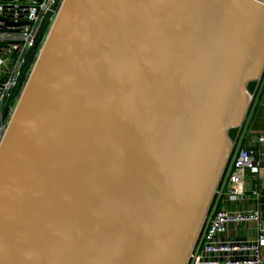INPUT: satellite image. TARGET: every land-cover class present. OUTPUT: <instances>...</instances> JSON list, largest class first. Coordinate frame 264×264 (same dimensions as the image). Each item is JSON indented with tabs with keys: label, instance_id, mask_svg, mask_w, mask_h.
Listing matches in <instances>:
<instances>
[{
	"label": "water",
	"instance_id": "1",
	"mask_svg": "<svg viewBox=\"0 0 264 264\" xmlns=\"http://www.w3.org/2000/svg\"><path fill=\"white\" fill-rule=\"evenodd\" d=\"M263 70L264 0H64L0 142V264H185Z\"/></svg>",
	"mask_w": 264,
	"mask_h": 264
},
{
	"label": "built area",
	"instance_id": "2",
	"mask_svg": "<svg viewBox=\"0 0 264 264\" xmlns=\"http://www.w3.org/2000/svg\"><path fill=\"white\" fill-rule=\"evenodd\" d=\"M54 2L0 0V112L15 86L40 22ZM63 2L57 1L49 18V28ZM47 33L41 37L24 77L30 74ZM252 97V93H248L249 102ZM12 111L13 108L9 116ZM6 121L0 124V142L7 128ZM233 130L236 132L235 140L241 126ZM246 143L248 146L244 145ZM256 147H264V132H249L245 137L227 179L219 208L203 236L202 245L195 252V243L185 264H264V216L255 207L247 206L257 196L255 189L246 190L247 178L256 177L261 169Z\"/></svg>",
	"mask_w": 264,
	"mask_h": 264
},
{
	"label": "crops",
	"instance_id": "3",
	"mask_svg": "<svg viewBox=\"0 0 264 264\" xmlns=\"http://www.w3.org/2000/svg\"><path fill=\"white\" fill-rule=\"evenodd\" d=\"M264 79V70L261 74V77L250 83L252 84L253 98L257 94L259 87ZM249 132H264V84L261 93L258 96L257 103L255 106L254 113L252 115ZM248 146V144H244ZM257 150V159L260 162L261 169L259 174L256 177H249L246 181V190L255 189L257 191L256 200L254 202L247 204L249 208L255 207L263 216H264V147H256Z\"/></svg>",
	"mask_w": 264,
	"mask_h": 264
},
{
	"label": "flooded vegetation",
	"instance_id": "4",
	"mask_svg": "<svg viewBox=\"0 0 264 264\" xmlns=\"http://www.w3.org/2000/svg\"><path fill=\"white\" fill-rule=\"evenodd\" d=\"M50 17H51V16H50ZM50 17H49V18H50ZM48 20H49V19H48ZM48 28H49V21L45 24V26H44V28H43V30H42V32H41V35H42V36H44V34L47 33ZM38 44H39V42L37 43L35 50L37 49ZM27 68H28V67H27ZM26 70H27V69H26ZM24 75H25V74H24ZM24 75H23L22 79L24 78ZM22 79H21V81H22ZM21 81L19 82L18 89H17V91L15 92V95H14V97H13V100H12V102H11V105H10L9 110L12 109V108H14L15 100H16L18 94H19V88H20ZM9 112H10V111H9ZM8 116H9V115H8ZM7 118H8V117H6L3 121H1L0 124H2L3 122H5V121L7 120Z\"/></svg>",
	"mask_w": 264,
	"mask_h": 264
},
{
	"label": "trees",
	"instance_id": "5",
	"mask_svg": "<svg viewBox=\"0 0 264 264\" xmlns=\"http://www.w3.org/2000/svg\"><path fill=\"white\" fill-rule=\"evenodd\" d=\"M24 81H25V78L22 79V81H21V85H22V82H24ZM247 89H248L250 92H252V90H253L252 84H249L248 87H247ZM235 133H236V132H235L234 130H231V131L229 132L230 137H231V138H234V137H235Z\"/></svg>",
	"mask_w": 264,
	"mask_h": 264
},
{
	"label": "rangeland",
	"instance_id": "6",
	"mask_svg": "<svg viewBox=\"0 0 264 264\" xmlns=\"http://www.w3.org/2000/svg\"><path fill=\"white\" fill-rule=\"evenodd\" d=\"M29 75V74H28ZM28 75L26 76V77H24L25 78V81L24 82H22V85L20 84V88H19V94H18V96H17V98H16V100H15V104H14V107H15V105H16V102H17V100H18V98H19V95H20V93H21V91H22V89H23V87H24V84H25V82H26V80H27V78H28ZM12 114V113H11ZM8 120H9V117L7 118V121H6V123H8Z\"/></svg>",
	"mask_w": 264,
	"mask_h": 264
},
{
	"label": "bare ground",
	"instance_id": "7",
	"mask_svg": "<svg viewBox=\"0 0 264 264\" xmlns=\"http://www.w3.org/2000/svg\"><path fill=\"white\" fill-rule=\"evenodd\" d=\"M249 100V99H248Z\"/></svg>",
	"mask_w": 264,
	"mask_h": 264
}]
</instances>
